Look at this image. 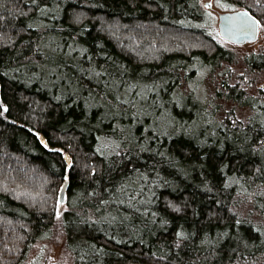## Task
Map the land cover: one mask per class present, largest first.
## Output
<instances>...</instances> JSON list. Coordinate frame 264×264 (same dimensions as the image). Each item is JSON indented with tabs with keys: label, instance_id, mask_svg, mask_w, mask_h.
<instances>
[{
	"label": "trees",
	"instance_id": "16d2710c",
	"mask_svg": "<svg viewBox=\"0 0 264 264\" xmlns=\"http://www.w3.org/2000/svg\"><path fill=\"white\" fill-rule=\"evenodd\" d=\"M233 58L199 0H0V264H264V53Z\"/></svg>",
	"mask_w": 264,
	"mask_h": 264
},
{
	"label": "rangeland",
	"instance_id": "374dc122",
	"mask_svg": "<svg viewBox=\"0 0 264 264\" xmlns=\"http://www.w3.org/2000/svg\"><path fill=\"white\" fill-rule=\"evenodd\" d=\"M199 4L211 19L213 35L217 42L223 47L229 49L234 55L233 62L228 64L225 70L227 71L228 69V71L233 74L243 75L245 73V62L247 61V59L251 55L264 53V26L259 23V37L256 42L248 43L244 46H235L226 42L219 36L217 29L218 14L223 12H233L243 8L226 3L222 0H199ZM224 65L225 64H223V66ZM222 71V68H220L219 74L224 73ZM258 75L259 76L254 80L255 85L252 86L251 89L248 90V92L253 96L259 97L260 99L262 98L264 100V73L258 72ZM244 114L246 115L247 113ZM58 241L59 243L55 242L49 245L46 244L47 246L44 245L45 250L49 253L48 259L51 264H60L65 259V254L63 253L61 247V240Z\"/></svg>",
	"mask_w": 264,
	"mask_h": 264
},
{
	"label": "water",
	"instance_id": "95a60500",
	"mask_svg": "<svg viewBox=\"0 0 264 264\" xmlns=\"http://www.w3.org/2000/svg\"><path fill=\"white\" fill-rule=\"evenodd\" d=\"M217 29L223 40L235 46L254 43L259 37V21L245 9L219 13ZM63 161L68 168L70 166L68 154L63 155ZM67 185V181H64L59 189L57 201L60 206L65 203Z\"/></svg>",
	"mask_w": 264,
	"mask_h": 264
}]
</instances>
